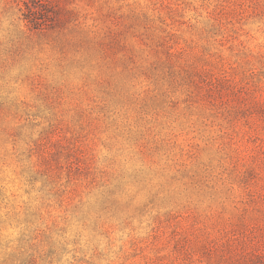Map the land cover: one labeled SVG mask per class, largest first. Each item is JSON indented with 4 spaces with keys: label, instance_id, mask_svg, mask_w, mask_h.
Returning <instances> with one entry per match:
<instances>
[{
    "label": "rangeland",
    "instance_id": "rangeland-1",
    "mask_svg": "<svg viewBox=\"0 0 264 264\" xmlns=\"http://www.w3.org/2000/svg\"><path fill=\"white\" fill-rule=\"evenodd\" d=\"M0 264H264V0H0Z\"/></svg>",
    "mask_w": 264,
    "mask_h": 264
}]
</instances>
